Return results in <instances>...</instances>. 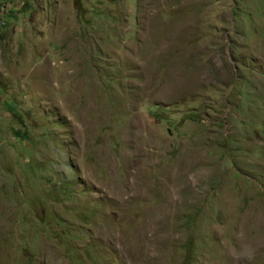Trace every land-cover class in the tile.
<instances>
[{
	"label": "rangeland",
	"instance_id": "1",
	"mask_svg": "<svg viewBox=\"0 0 264 264\" xmlns=\"http://www.w3.org/2000/svg\"><path fill=\"white\" fill-rule=\"evenodd\" d=\"M0 264H264V0H0Z\"/></svg>",
	"mask_w": 264,
	"mask_h": 264
}]
</instances>
